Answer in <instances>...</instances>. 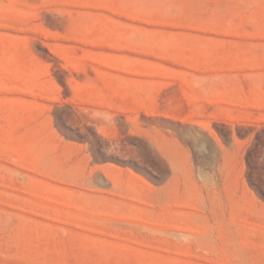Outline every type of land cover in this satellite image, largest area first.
I'll list each match as a JSON object with an SVG mask.
<instances>
[{
	"label": "rangeland",
	"instance_id": "rangeland-1",
	"mask_svg": "<svg viewBox=\"0 0 264 264\" xmlns=\"http://www.w3.org/2000/svg\"><path fill=\"white\" fill-rule=\"evenodd\" d=\"M0 264H264V0H0Z\"/></svg>",
	"mask_w": 264,
	"mask_h": 264
}]
</instances>
